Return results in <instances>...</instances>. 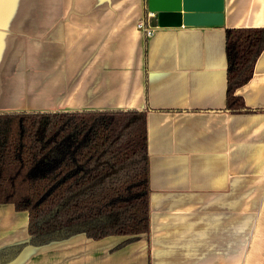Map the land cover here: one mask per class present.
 I'll return each instance as SVG.
<instances>
[{"label": "crops", "instance_id": "crops-1", "mask_svg": "<svg viewBox=\"0 0 264 264\" xmlns=\"http://www.w3.org/2000/svg\"><path fill=\"white\" fill-rule=\"evenodd\" d=\"M174 1L159 21L148 0H0V113L145 110L150 187L129 243L31 246L0 205L7 264H264V50L235 92L250 112L225 103V31L264 28V0Z\"/></svg>", "mask_w": 264, "mask_h": 264}, {"label": "trees", "instance_id": "trees-1", "mask_svg": "<svg viewBox=\"0 0 264 264\" xmlns=\"http://www.w3.org/2000/svg\"><path fill=\"white\" fill-rule=\"evenodd\" d=\"M264 28L225 31L226 110L250 112L237 89L253 76ZM145 110L0 113V205L28 215V245L149 230ZM23 245L0 250L11 262Z\"/></svg>", "mask_w": 264, "mask_h": 264}, {"label": "water", "instance_id": "water-1", "mask_svg": "<svg viewBox=\"0 0 264 264\" xmlns=\"http://www.w3.org/2000/svg\"><path fill=\"white\" fill-rule=\"evenodd\" d=\"M179 1L174 0H148V7L151 11L158 12L159 21L168 18H179Z\"/></svg>", "mask_w": 264, "mask_h": 264}, {"label": "built area", "instance_id": "built-area-1", "mask_svg": "<svg viewBox=\"0 0 264 264\" xmlns=\"http://www.w3.org/2000/svg\"><path fill=\"white\" fill-rule=\"evenodd\" d=\"M151 15H153V14H149V16H151ZM138 28H139L140 30H142V31L145 33V35H146L147 37H150V36L153 34V31L150 30V29H145V27H144V25H143L142 23H140V24L138 25Z\"/></svg>", "mask_w": 264, "mask_h": 264}]
</instances>
